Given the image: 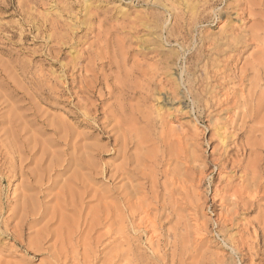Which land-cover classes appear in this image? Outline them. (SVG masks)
Returning a JSON list of instances; mask_svg holds the SVG:
<instances>
[{"label": "rangeland", "instance_id": "rangeland-1", "mask_svg": "<svg viewBox=\"0 0 264 264\" xmlns=\"http://www.w3.org/2000/svg\"><path fill=\"white\" fill-rule=\"evenodd\" d=\"M0 7V264H264V0Z\"/></svg>", "mask_w": 264, "mask_h": 264}, {"label": "bare ground", "instance_id": "bare-ground-1", "mask_svg": "<svg viewBox=\"0 0 264 264\" xmlns=\"http://www.w3.org/2000/svg\"><path fill=\"white\" fill-rule=\"evenodd\" d=\"M8 7H0V10L1 11H6V10H8L7 9ZM17 13H19V12H17ZM16 13V14H17ZM264 24V23H263ZM263 28V27H262ZM0 32H3V29L2 28H0ZM258 36V35H257ZM13 37V36H12ZM14 38V37H13ZM261 41V40H260ZM262 51V50H261ZM192 57V56H191ZM262 66V65H261ZM264 70V69H263ZM259 74V73H258ZM258 76V75H257ZM257 81V80H256ZM260 83V82H259ZM254 87V86H253ZM235 203V202H234ZM236 205V204H235Z\"/></svg>", "mask_w": 264, "mask_h": 264}]
</instances>
